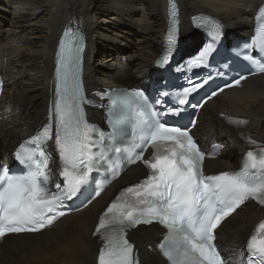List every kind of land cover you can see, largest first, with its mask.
Listing matches in <instances>:
<instances>
[{
    "label": "snow or ice",
    "instance_id": "6c2138e0",
    "mask_svg": "<svg viewBox=\"0 0 264 264\" xmlns=\"http://www.w3.org/2000/svg\"><path fill=\"white\" fill-rule=\"evenodd\" d=\"M258 12L264 17V6ZM170 17L166 51L158 61L161 68L169 63L177 44L175 0H170ZM222 27L218 21L211 22L210 42L188 62L189 70L209 66V57L217 52ZM254 50L256 56L252 55ZM83 53L82 33L66 29L57 54L49 123L19 145L14 153L18 162L15 169L10 171L0 165V241L10 235L40 233L50 228L67 215L66 201L80 193L81 205L87 207L127 166L142 162L148 169L146 178L124 189L99 218L93 233L103 242L98 264H140L128 232L153 222L167 229L158 248L169 264H264V223L258 225L235 261L225 259L215 243V230L242 205L255 201L264 206V145L247 138L256 150L246 152L238 170L206 175V153L190 130L179 123L162 121L163 116H179L184 109L171 106L158 112L155 108L167 105L165 97L171 96L167 87L159 88L152 101L142 91L132 95L107 93L112 98L107 117L111 131H100L85 118L83 105L88 101L81 81ZM239 54L264 73V24L256 28L254 38L244 43ZM244 79L247 77L241 75L227 86H239ZM206 83L207 80L193 84L189 77V86L183 87L178 105L189 104V95ZM223 91V87L213 90L201 102L189 106L202 107ZM226 118L236 126L249 123ZM149 148L151 155L145 159ZM53 151L58 154L63 186L60 182L53 186L49 183V163H56ZM94 172L108 175L101 182L92 176ZM84 186L88 187L81 193ZM89 188L93 191L85 200Z\"/></svg>",
    "mask_w": 264,
    "mask_h": 264
},
{
    "label": "bare ground",
    "instance_id": "6f19581e",
    "mask_svg": "<svg viewBox=\"0 0 264 264\" xmlns=\"http://www.w3.org/2000/svg\"><path fill=\"white\" fill-rule=\"evenodd\" d=\"M178 1L185 37L193 34L190 17L205 13L226 23L235 38L250 35L254 15L264 2ZM121 25L127 28L118 33ZM68 26L88 34L84 76L89 90L132 88L137 82L143 86L166 45L167 0H0V76L6 81L0 105V160L11 158L24 140L48 123L55 51ZM197 38L178 46L181 55L198 48L203 36L198 43ZM117 44L129 45L130 51L120 52ZM243 85L224 91L202 109L195 134L207 145L226 146L220 158L207 162L209 172L235 169L250 149L249 137L264 145V75ZM223 114L246 119L249 125L232 128ZM101 116L99 111L94 118L99 121ZM145 174L141 166L131 167L87 209L39 234L6 237L0 242V264H98L103 242L93 233L100 216L121 188ZM263 219L264 209L247 202L222 224L217 242L227 259L235 261L245 250ZM162 234L153 226L132 232L140 264H166L157 251Z\"/></svg>",
    "mask_w": 264,
    "mask_h": 264
},
{
    "label": "rangeland",
    "instance_id": "374dc122",
    "mask_svg": "<svg viewBox=\"0 0 264 264\" xmlns=\"http://www.w3.org/2000/svg\"><path fill=\"white\" fill-rule=\"evenodd\" d=\"M220 24L221 25H224V27H225V29L228 31V28H227V26L224 24V22H222V21H220ZM120 26V25H119ZM122 27H121V29L118 31V33H122V31L123 30H125V28H127V27H125V26H123V25H121ZM137 36H138V34H137ZM201 38H200V36L196 39V41H197V43L198 42H200L201 40H200ZM193 41H195V39L193 40ZM200 44V43H199ZM117 46H119V47H117V49L120 51V52H129L130 51V48H129V45H119V44H117ZM196 47V46H195ZM195 49L193 48V49H190V51H188V53H185V55H187V54H190L192 51H194ZM185 55H183L182 56V58L185 56ZM100 58L102 57L103 58V54H101L100 56H99ZM107 58V57H106ZM181 58V59H182ZM155 63H156V61H155ZM151 72V69L149 70V73ZM151 76V75H150ZM142 79V78H141ZM137 84H138V82H137ZM135 85V87L136 86H138V85ZM126 86V85H125Z\"/></svg>",
    "mask_w": 264,
    "mask_h": 264
},
{
    "label": "water",
    "instance_id": "95a60500",
    "mask_svg": "<svg viewBox=\"0 0 264 264\" xmlns=\"http://www.w3.org/2000/svg\"><path fill=\"white\" fill-rule=\"evenodd\" d=\"M190 28H191V31L193 33L192 35H190L189 37H185L184 34L182 32H180V34L177 37V40L181 41V42H187L190 39L192 40V39L198 37V35L200 33L198 27H196L195 25H192Z\"/></svg>",
    "mask_w": 264,
    "mask_h": 264
},
{
    "label": "trees",
    "instance_id": "16d2710c",
    "mask_svg": "<svg viewBox=\"0 0 264 264\" xmlns=\"http://www.w3.org/2000/svg\"><path fill=\"white\" fill-rule=\"evenodd\" d=\"M146 80H141L140 83H144Z\"/></svg>",
    "mask_w": 264,
    "mask_h": 264
}]
</instances>
